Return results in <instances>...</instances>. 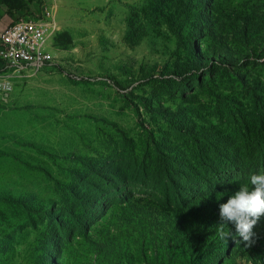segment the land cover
<instances>
[{
    "label": "rangeland",
    "instance_id": "374dc122",
    "mask_svg": "<svg viewBox=\"0 0 264 264\" xmlns=\"http://www.w3.org/2000/svg\"><path fill=\"white\" fill-rule=\"evenodd\" d=\"M203 1L34 0L18 12L15 21H51L55 61L16 78L0 102V264H45L43 214L73 228L60 190L85 187L79 178L100 168L107 209L91 239L59 244L53 264H183L169 231L177 212L158 193L161 167L180 179L199 162L202 194L257 191L222 264H264V152L248 155L264 141V0H209L206 11ZM119 166L133 186L125 196L140 202L130 228H120L122 198L104 180Z\"/></svg>",
    "mask_w": 264,
    "mask_h": 264
},
{
    "label": "trees",
    "instance_id": "16d2710c",
    "mask_svg": "<svg viewBox=\"0 0 264 264\" xmlns=\"http://www.w3.org/2000/svg\"><path fill=\"white\" fill-rule=\"evenodd\" d=\"M34 0H0L8 5L9 13L14 14L27 8L28 3ZM203 11L209 9V0H204ZM190 53L198 58L200 56L197 44H192ZM1 62V60H0ZM252 145L249 146V153L260 156L264 152V141L256 137ZM220 137L216 138L214 149L222 152L220 149ZM201 149L200 160L203 156L204 148ZM238 147L224 146V155L229 159L237 157ZM224 155H218L221 157ZM164 163L160 158H156L155 163ZM145 161H143V164ZM143 164L138 168L139 174L145 173L146 168ZM160 165H163L160 163ZM109 167V166H106ZM162 166L165 177H161V188L158 190L160 197L166 199L167 203L174 206L175 217L171 222L169 229L172 235V246L178 252L183 264H222L225 258L230 255L237 240L246 232V223L250 218L253 210V203L257 191L254 187L239 186L235 190H215L203 193L202 182L206 179L203 166L193 165L188 175L184 178H173L168 172V168ZM105 170L98 169L96 172L85 173L82 178L83 188L76 182H71L66 187L61 188V195L65 199V210L69 217L74 221V227L62 218H56L48 210L43 214L40 223L43 225L41 239L46 242L45 245V264L54 263L53 253L59 248V244L70 239L75 233L85 239H91L90 230L92 225L102 218L107 207L104 200L109 197L108 189L100 186L94 178H104ZM85 176L87 178L85 179ZM76 178V177H75ZM74 178V179H75ZM78 179V180H79ZM157 179L159 177L157 176ZM104 180L108 181V187H111L116 193H120L122 204L118 214L122 216L120 228L126 226L130 228L135 223V216L139 214L140 202L133 198L126 197L125 190L133 191V186L129 183L125 168L119 166L109 171ZM103 180V182H104ZM166 180V182H165ZM97 183V184H96ZM130 187V189H129ZM28 201L21 198L18 204L25 211L30 209ZM32 210L30 209V213ZM95 212H100V217L92 219ZM95 244V243H94ZM53 252V253H52ZM174 253H171V256ZM171 261L166 257L164 260L155 264H167Z\"/></svg>",
    "mask_w": 264,
    "mask_h": 264
},
{
    "label": "built area",
    "instance_id": "2783aa9c",
    "mask_svg": "<svg viewBox=\"0 0 264 264\" xmlns=\"http://www.w3.org/2000/svg\"><path fill=\"white\" fill-rule=\"evenodd\" d=\"M51 21L40 17L22 18L10 24L0 35V102L13 93L15 79L38 74L55 61L50 47Z\"/></svg>",
    "mask_w": 264,
    "mask_h": 264
},
{
    "label": "crops",
    "instance_id": "0c3cea01",
    "mask_svg": "<svg viewBox=\"0 0 264 264\" xmlns=\"http://www.w3.org/2000/svg\"><path fill=\"white\" fill-rule=\"evenodd\" d=\"M18 12L11 14L9 13V7L7 4L0 2V35L2 32L15 21Z\"/></svg>",
    "mask_w": 264,
    "mask_h": 264
},
{
    "label": "bare ground",
    "instance_id": "6f19581e",
    "mask_svg": "<svg viewBox=\"0 0 264 264\" xmlns=\"http://www.w3.org/2000/svg\"><path fill=\"white\" fill-rule=\"evenodd\" d=\"M1 78V77H0Z\"/></svg>",
    "mask_w": 264,
    "mask_h": 264
}]
</instances>
